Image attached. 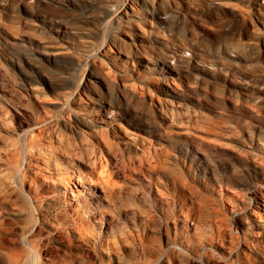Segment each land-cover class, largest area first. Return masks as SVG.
I'll list each match as a JSON object with an SVG mask.
<instances>
[{"label":"rangeland","instance_id":"374dc122","mask_svg":"<svg viewBox=\"0 0 264 264\" xmlns=\"http://www.w3.org/2000/svg\"><path fill=\"white\" fill-rule=\"evenodd\" d=\"M261 1L0 0V264H264Z\"/></svg>","mask_w":264,"mask_h":264},{"label":"bare ground","instance_id":"6f19581e","mask_svg":"<svg viewBox=\"0 0 264 264\" xmlns=\"http://www.w3.org/2000/svg\"><path fill=\"white\" fill-rule=\"evenodd\" d=\"M257 2V1H256ZM260 3H264V1H261ZM132 9V8H131ZM155 11V10H154ZM161 18V16H158ZM162 18H164V16H162ZM262 20V19H260ZM162 40L164 42H168L171 45L172 48V53L171 55L173 56L174 59H178L179 57H182L183 59L186 58L188 55L190 57L197 58L198 60L196 61V64L193 65V67L195 69H198L199 71H201L203 73V75H212L214 72H218V68L215 65L210 64V60H208L206 57L208 54H210L213 50L210 49L209 47H207V45H205L203 42L198 44V45H194V44H186L184 42V40H178L175 37H164L161 36ZM187 50V51H185ZM190 51V54H188ZM214 53L216 54V51H214ZM163 65H160L159 62H156L155 66L159 69V71H161V67H163L164 69H171L167 62H161ZM178 69H180V67L178 66ZM99 189H101V192L104 191V187L99 185L98 186ZM85 191H91V189L89 188H84ZM82 190V191H84ZM259 204L261 205L260 208L264 211V201L263 202H259Z\"/></svg>","mask_w":264,"mask_h":264}]
</instances>
